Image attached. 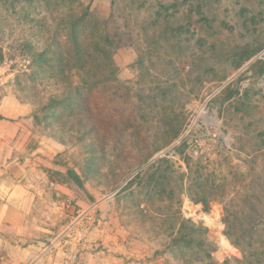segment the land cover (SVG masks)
<instances>
[{
	"label": "rangeland",
	"instance_id": "obj_1",
	"mask_svg": "<svg viewBox=\"0 0 264 264\" xmlns=\"http://www.w3.org/2000/svg\"><path fill=\"white\" fill-rule=\"evenodd\" d=\"M0 54V122L59 147L42 170L65 191L33 240L94 264H264V0H0Z\"/></svg>",
	"mask_w": 264,
	"mask_h": 264
},
{
	"label": "crops",
	"instance_id": "obj_2",
	"mask_svg": "<svg viewBox=\"0 0 264 264\" xmlns=\"http://www.w3.org/2000/svg\"><path fill=\"white\" fill-rule=\"evenodd\" d=\"M8 101L10 97H4L2 107ZM22 113L23 117L27 112ZM0 115H5L2 108ZM28 121L0 122V260L3 264H75L77 259L76 264H94L96 254L77 256L60 241L54 244L49 239L43 245L32 239L33 214L58 210L60 202L44 205L43 201L49 193L62 196L65 188H60L52 172L42 170L44 157L53 159L59 147L49 135L38 132L32 120ZM29 143L34 146L29 148Z\"/></svg>",
	"mask_w": 264,
	"mask_h": 264
},
{
	"label": "trees",
	"instance_id": "obj_3",
	"mask_svg": "<svg viewBox=\"0 0 264 264\" xmlns=\"http://www.w3.org/2000/svg\"><path fill=\"white\" fill-rule=\"evenodd\" d=\"M71 22L70 24V37H71V41H72V47H73V55L74 57L76 58V66L75 68H77L79 70V72L81 74H84L85 77H88V69H90V65L88 64V62H85L86 61V58L89 57V52L86 51V50H83L81 45H80V41H79V38H78V35L76 34V32L74 31V27L76 26L77 22L80 21L81 19L78 18V17H73L72 15H68L67 16ZM106 33H104V38H105V41H107V35L105 36ZM2 61V55L0 54V62ZM90 82V80H88ZM88 84V82H85ZM70 98V97H69ZM71 100V99H69ZM50 101L52 102H55L56 101V98L53 97V98H50ZM78 111L76 113V116H75V119H76V122L77 124L79 125V127H81V133H85L87 132L88 130H91L93 129L92 128V118H91V114H90V110L88 108H86L85 106H78L77 107ZM178 133L175 134V137L174 138H177L178 137ZM186 163V168L188 170V172L190 173L191 172V168L189 166V162H185ZM205 197V196H204ZM197 201L203 203V205L205 207H207V202L204 200V198H198ZM182 225V224H181ZM180 225V226H181ZM190 230L192 231H195L197 228L191 224L190 226Z\"/></svg>",
	"mask_w": 264,
	"mask_h": 264
},
{
	"label": "built area",
	"instance_id": "obj_4",
	"mask_svg": "<svg viewBox=\"0 0 264 264\" xmlns=\"http://www.w3.org/2000/svg\"><path fill=\"white\" fill-rule=\"evenodd\" d=\"M75 222H77V221H75ZM69 229H70V227H69ZM61 245L65 246V244H61ZM51 246H53L52 243L49 245V247H51Z\"/></svg>",
	"mask_w": 264,
	"mask_h": 264
}]
</instances>
